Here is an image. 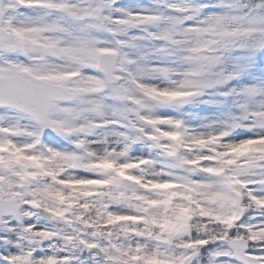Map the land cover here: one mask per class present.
Listing matches in <instances>:
<instances>
[{
    "label": "snow or ice",
    "instance_id": "snow-or-ice-1",
    "mask_svg": "<svg viewBox=\"0 0 264 264\" xmlns=\"http://www.w3.org/2000/svg\"><path fill=\"white\" fill-rule=\"evenodd\" d=\"M0 264H264V0H0Z\"/></svg>",
    "mask_w": 264,
    "mask_h": 264
}]
</instances>
